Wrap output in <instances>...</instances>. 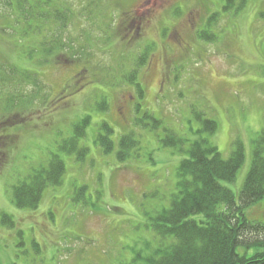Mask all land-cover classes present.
<instances>
[{
    "label": "rangeland",
    "instance_id": "obj_1",
    "mask_svg": "<svg viewBox=\"0 0 264 264\" xmlns=\"http://www.w3.org/2000/svg\"><path fill=\"white\" fill-rule=\"evenodd\" d=\"M23 1L34 16L30 22L21 18L17 0L12 6L0 0V77L8 76L2 66L43 59L54 35L93 50L81 65L62 64L61 56L53 57L60 67L33 64L40 90L0 83V264H148L160 246L152 219L169 208L187 157L163 146L168 133L184 141V150L208 140L223 159L239 142L242 167L233 184L221 183L238 201L253 141L264 136V0H248L239 12L223 10L224 0ZM67 12L64 31L44 22ZM148 47L139 100L124 77ZM10 95L23 100L9 105ZM27 97L34 101L25 104ZM198 117L215 121L216 133L198 134ZM83 119L78 145L88 152L79 162L61 146ZM103 123L114 142L134 136L139 149L132 158L120 163L115 152L103 153L96 142ZM53 156L65 166L61 185L47 188L35 210L16 208L13 186L46 169ZM3 215L13 225L3 224ZM244 216L263 222L264 200Z\"/></svg>",
    "mask_w": 264,
    "mask_h": 264
},
{
    "label": "trees",
    "instance_id": "obj_2",
    "mask_svg": "<svg viewBox=\"0 0 264 264\" xmlns=\"http://www.w3.org/2000/svg\"><path fill=\"white\" fill-rule=\"evenodd\" d=\"M12 1L8 0V6H12ZM24 2L17 0V7L21 12V18L30 22L34 16L26 6L21 5ZM247 2L248 0H224L223 10L239 12ZM71 14L72 12H67V18H65L64 14L53 13L48 15L49 17L46 16L44 22L49 25V21H51L53 26L60 24V29L64 31V25L72 16ZM89 32L91 33V31ZM57 37L54 35L52 41L43 47L45 48L41 53L43 59L22 62V67L17 68L2 66L7 70L8 76L4 73L6 77H0V83L9 81L16 83L14 87L30 85L36 90H40L42 88L39 85V76L36 75L37 70L35 71L34 68H43L50 64L60 67L58 61L54 60V58L59 59L60 56L65 57L62 64L81 65V60H84L82 58L87 54V51L88 54L84 58H88L89 51L93 50L89 44L87 46H79V44L78 46L73 44L69 46V42H66L65 39H57ZM87 38V41L91 43L92 40ZM100 38L102 39L103 36L95 38V41L99 42ZM205 38L203 34L200 35V39L205 40ZM150 51L151 49L148 47L140 56L136 57L133 70L124 77V83L135 88V95L139 100H142L144 92L138 82V75L139 71L147 65ZM45 57H51L53 60L48 61ZM15 75L20 76L16 77ZM35 95L37 96L36 93ZM22 100V97L12 98L10 95L8 103L16 105ZM32 101L34 100H31L30 97L24 99L25 104ZM104 108L107 107L104 106ZM145 118H150L153 128L157 127L158 123L149 114H146ZM198 119L201 123L198 134L212 136L216 133L217 124L215 121L202 120L200 117ZM86 125L87 119H83L80 124L74 127L75 135L69 140L63 141L61 146V150L68 155L75 156L76 161L79 162L84 160L88 152L78 145V139L85 136ZM108 127V124H102V134L98 135L96 142L104 154L109 155L115 152L118 162L124 163L132 158L134 153H137L139 143L132 134L122 135L117 142H114L110 138L113 133L112 129ZM165 136L162 141L164 147L180 149L182 153L187 154V157L180 162L178 167L177 192L172 197L169 208L152 219L150 228L156 239L160 240V246L154 250L153 256L146 262L148 264H264V221H249L244 216L246 209L264 200V136L260 135L253 141L250 169L240 193L237 194V202L232 191L221 183L233 184L236 173L242 167L244 153L239 142H234L235 149L229 158L223 159L217 148L208 140L200 138L189 144V148L184 150L182 139L172 133ZM64 174V163L58 156H53L46 169L32 173L24 182L13 186L12 203L18 209L35 210L40 204L43 192L47 188L60 186ZM2 223L13 225L7 215L2 216ZM238 248L244 249L245 252L254 249V252L251 255L245 252L238 254Z\"/></svg>",
    "mask_w": 264,
    "mask_h": 264
}]
</instances>
